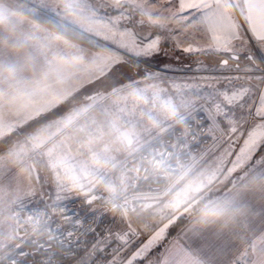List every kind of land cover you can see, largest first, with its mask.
<instances>
[{
  "label": "snow or ice",
  "instance_id": "snow-or-ice-1",
  "mask_svg": "<svg viewBox=\"0 0 264 264\" xmlns=\"http://www.w3.org/2000/svg\"><path fill=\"white\" fill-rule=\"evenodd\" d=\"M0 264H264V0H0Z\"/></svg>",
  "mask_w": 264,
  "mask_h": 264
}]
</instances>
